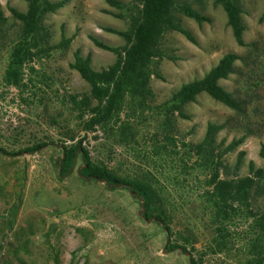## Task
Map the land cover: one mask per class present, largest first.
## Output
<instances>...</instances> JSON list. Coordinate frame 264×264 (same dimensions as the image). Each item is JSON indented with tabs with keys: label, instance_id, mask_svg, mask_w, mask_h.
<instances>
[{
	"label": "rangeland",
	"instance_id": "obj_1",
	"mask_svg": "<svg viewBox=\"0 0 264 264\" xmlns=\"http://www.w3.org/2000/svg\"><path fill=\"white\" fill-rule=\"evenodd\" d=\"M118 1L127 5L131 0ZM179 1L189 2L210 23L198 26L181 18L195 44L177 33L164 36L161 49L166 58L157 62L162 80L153 75L149 80L152 96L147 104L151 109L131 115L127 106L121 114L118 125L128 118L134 128V140L125 146L117 145L99 128L86 133L82 130L68 98L88 93L89 86L70 70L69 64L79 51L82 57H90L94 71L111 66L115 55L95 48L89 37L110 47H123V39L103 29L127 30V20L134 10L118 11L103 0H68L63 9L46 16L43 25L49 31V46L58 45L63 38L71 39V43L66 49L53 50L47 57L27 63L22 85L17 88L3 82L7 50L17 30L8 7L25 13L27 5L25 0H0L8 19L5 39L0 41V149L18 153L47 144L31 155L0 154V264H189V254L195 260L202 257V264H246L250 258L248 248L256 240L249 229L251 220L238 219L230 224L223 252L213 255L211 251L214 230L202 220V193L208 190L205 186L210 171H192L194 161H205L190 146L202 142L207 124L224 125L216 136V152L234 139L245 140L223 158L221 178L234 176L240 152L244 153L240 177L248 175L250 161L264 169L259 158L260 145L264 146V21H259L264 0H238L244 47L235 43L223 10L213 0ZM117 14L122 18L118 19ZM227 54L241 60L235 63L234 74L219 85L242 103L243 113L236 114L201 94L184 108L188 120L175 114L173 119L169 118L171 128L161 130L164 104L182 85L201 79ZM165 135L176 140L177 150ZM79 139L94 162L104 163L121 176L145 172L161 179L160 174L169 165H163L155 152L166 163H170V155L180 158L177 166L183 176L168 187L167 193L175 210L169 224V240L182 245L180 236L187 237L194 228L197 243L187 246L188 254L166 251L167 233L143 219L140 205L127 191H108L102 183L82 182L76 172L81 164L79 159L70 176L57 178L60 143L71 145ZM182 143L188 148H183ZM253 203L256 212L257 208L262 209L264 198Z\"/></svg>",
	"mask_w": 264,
	"mask_h": 264
},
{
	"label": "trees",
	"instance_id": "obj_2",
	"mask_svg": "<svg viewBox=\"0 0 264 264\" xmlns=\"http://www.w3.org/2000/svg\"><path fill=\"white\" fill-rule=\"evenodd\" d=\"M25 2L27 5L25 13L8 7L11 20L15 23L17 30L9 43L11 47L7 50L3 82L17 88L22 85L23 67L27 63L34 59L47 57L53 50L66 49L71 43V39L63 38L58 45L49 46V31L43 25L46 16L63 9L68 0L55 3L50 0H25ZM103 2L118 11L134 10L127 20V30L103 29L104 32L123 39L125 45L120 48L110 47L94 37H89L95 48L115 55L116 59L111 66L97 72L91 68L90 57L84 58L79 51H76L69 68L89 86V92L81 96H69L68 102L85 133L94 132L96 128H99L108 138H114L117 145L127 146L134 140V128L128 122V118L118 125L121 114L127 106L132 111L131 115L135 112L141 114L144 110L151 109L147 104L152 96L149 90V80L152 75L162 80L157 71V62L166 58L161 49L164 36L167 33H177L195 44L192 35L183 27L181 18H186L198 26L210 23V19L195 10L189 2L179 0H131L127 5L118 0H103ZM213 4L220 6L223 10L227 26L237 46L244 47L242 40L244 25L239 1L213 0ZM116 16L118 19L122 18L120 14ZM259 21H264V7ZM7 24L8 19L4 16L0 5V41L5 39ZM240 60L234 54H227L201 79L182 85L162 107V109L165 108L162 114L165 121L161 122V130L162 127L165 131L171 128L172 123L169 122V118L173 119L175 114L179 118L188 120V117L184 115V108L194 103L201 94L236 114H242V103L237 102L219 85L220 81H225L234 74V65ZM31 72L34 70L31 69ZM224 128V125L207 124L202 142L190 146L191 151L205 161L204 164L194 161L192 171H210L205 186L208 190L202 193L204 203L202 220H205V223L214 230L211 234L214 249L211 251L213 255L223 252L230 224H234L238 219L251 220L249 229L256 235V240L248 248L250 258L246 264H264V204L262 209L257 208L256 212L252 209V204L257 198H264V169L257 168L250 161L248 175L240 177L238 174L244 156V153L240 152L234 168V176L230 179L226 175L225 178H221L220 172L224 169L223 158L236 150L245 140V137L234 139L226 148L220 149L219 147L216 152V136ZM165 138L170 141L174 151L177 150L176 140L168 135H165ZM71 141L74 142V139L71 138ZM82 143V139L71 145L60 143L61 158L57 178L63 180L62 178L70 176L79 159L81 164L76 172L82 182L102 183L108 191L117 189L127 191L140 205L143 219L160 226L167 233L166 251L188 254L187 246L197 243L194 228L190 234L187 233V237L180 236L183 241L182 245L169 240L172 236L169 224L175 210L173 211L174 205L171 199H168L167 193L168 187L176 181L179 182L183 176L180 166H177L180 158L174 159L170 155L168 157L170 163H166L160 153L155 152L157 159L159 161L161 159L163 165H169L165 173L160 174L162 180L145 172L134 176H121L110 170L104 163L94 162ZM46 146L47 144L41 143L18 153H8L0 149V154L8 157L19 154L31 155ZM182 147L188 148V145L182 143ZM259 158L264 162L263 145H260ZM191 248L194 251V248ZM188 259L189 264H202V257L195 260L189 254Z\"/></svg>",
	"mask_w": 264,
	"mask_h": 264
}]
</instances>
